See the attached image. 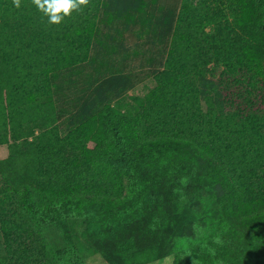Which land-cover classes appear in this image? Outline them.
Listing matches in <instances>:
<instances>
[{"label":"trees","instance_id":"16d2710c","mask_svg":"<svg viewBox=\"0 0 264 264\" xmlns=\"http://www.w3.org/2000/svg\"><path fill=\"white\" fill-rule=\"evenodd\" d=\"M112 1L87 0L51 25L32 0H0V264H78L47 230L94 207L120 218L139 189L131 176L163 161L210 192L242 243L258 238L252 251L264 258V0H151L171 31L155 86L125 109L89 92L72 105V73L89 61L98 25L153 24L144 1L110 12ZM110 81L93 83L120 89ZM206 199L191 196L202 217L213 210Z\"/></svg>","mask_w":264,"mask_h":264},{"label":"rangeland","instance_id":"374dc122","mask_svg":"<svg viewBox=\"0 0 264 264\" xmlns=\"http://www.w3.org/2000/svg\"><path fill=\"white\" fill-rule=\"evenodd\" d=\"M142 1L147 6L146 15L152 10L155 13L147 31L138 24L127 25L122 18L110 25H98L99 35L92 44L89 61L72 73L77 74L69 84L72 105H77L89 92L125 109L134 99L142 100L155 86L154 76L162 69L171 36L166 13L160 14L158 6L170 8L179 0H157L158 6H153L151 0ZM137 6V0H113L109 11L117 8L134 11ZM101 64L106 65L105 71H97ZM96 77L118 81L120 89L109 82H103L107 84L102 89L101 85L96 87L93 83ZM65 127L61 125V129ZM7 155V146H0V160ZM131 177L132 181L133 177L136 179L139 189L129 191L131 199L120 218L103 216L94 207L85 212V219L60 229H48L46 238L53 246L73 253L78 264H264V258H255L252 251L260 240L251 235L248 243H242L240 236L226 228L214 210L210 192L200 189L194 192L196 187L188 185V177L180 176L172 164L163 161L144 166ZM146 180L152 182L151 186L141 188L139 185H145ZM192 194L207 197L206 202L213 208L210 214L202 217L207 209L192 201Z\"/></svg>","mask_w":264,"mask_h":264},{"label":"clouds","instance_id":"9594fccd","mask_svg":"<svg viewBox=\"0 0 264 264\" xmlns=\"http://www.w3.org/2000/svg\"><path fill=\"white\" fill-rule=\"evenodd\" d=\"M33 6L42 12L51 25H59L80 6L85 5L87 0H32ZM16 8L21 6L20 0H13Z\"/></svg>","mask_w":264,"mask_h":264}]
</instances>
